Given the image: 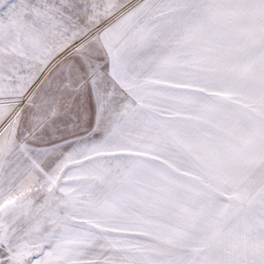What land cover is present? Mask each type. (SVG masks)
I'll return each instance as SVG.
<instances>
[{
	"label": "snow or ice",
	"instance_id": "snow-or-ice-1",
	"mask_svg": "<svg viewBox=\"0 0 264 264\" xmlns=\"http://www.w3.org/2000/svg\"><path fill=\"white\" fill-rule=\"evenodd\" d=\"M0 264H264V0H0Z\"/></svg>",
	"mask_w": 264,
	"mask_h": 264
}]
</instances>
